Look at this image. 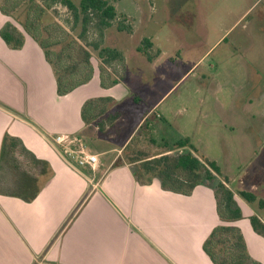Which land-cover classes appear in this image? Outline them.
<instances>
[{"label": "crops", "instance_id": "0c3cea01", "mask_svg": "<svg viewBox=\"0 0 264 264\" xmlns=\"http://www.w3.org/2000/svg\"><path fill=\"white\" fill-rule=\"evenodd\" d=\"M7 21L12 22L0 12V29ZM24 36L21 50H10L0 38V150L6 134L17 138L46 164L47 171L36 174L39 192L29 203L0 194V264H212L203 244L213 228L222 224L212 189L198 186L189 196L164 191L158 179L149 183L136 180L132 173L136 164L124 157L126 148L129 157L143 154L152 158L163 153L156 146L152 150L154 114L196 64L152 102L148 95L132 97L130 82L102 87L100 64L92 56L90 82L59 97L43 51L31 37ZM135 52L133 62H147ZM177 54L180 52L163 57L159 53L147 64L159 62L168 75L179 66L186 68L184 57ZM95 98H110L112 103L106 114L85 124L82 106ZM124 102L135 108L146 105L130 133ZM214 106L221 115L228 113L219 126L231 132L236 102L230 99ZM111 113L120 115L107 126L105 120ZM98 123H103L102 131ZM143 127L150 137L133 144L135 132ZM57 135L80 140L97 156L95 170L79 169L83 175L71 167L49 141ZM241 223L229 225L241 230L251 258L264 264V238L249 223Z\"/></svg>", "mask_w": 264, "mask_h": 264}, {"label": "rangeland", "instance_id": "374dc122", "mask_svg": "<svg viewBox=\"0 0 264 264\" xmlns=\"http://www.w3.org/2000/svg\"><path fill=\"white\" fill-rule=\"evenodd\" d=\"M78 1L73 0L75 4ZM108 1L118 17L125 18L132 28V33L118 32L114 25L106 31L104 44L126 57L122 82H130L132 97L148 95L147 99L156 101L196 64L154 114L152 138L157 143H152V150L153 146L160 148L161 139L173 143L186 135L192 140L197 156L214 162L233 191L252 192L264 200V0ZM26 2L7 0V9L18 22L27 13L22 7ZM45 4L43 0L30 3L29 19L33 20L35 12L45 9ZM47 14L54 21L45 27L40 23L42 40L66 43L78 36L80 29L71 31L73 17L65 8L56 4ZM13 18L12 22L22 31ZM92 36L90 32L88 37ZM143 39L152 40L151 52L162 53L163 57H174L180 52L186 68L179 66L164 75L159 62L150 66L146 58L147 62H133L136 46ZM68 51L72 54L71 49ZM230 99L236 102V122L235 128L227 133L219 125L228 113L221 115L214 105ZM122 105L129 113L130 133L146 105L139 108L128 102ZM149 137L146 127L138 129L133 144ZM236 198L244 212L242 226L248 225L251 215L264 221V208Z\"/></svg>", "mask_w": 264, "mask_h": 264}, {"label": "trees", "instance_id": "16d2710c", "mask_svg": "<svg viewBox=\"0 0 264 264\" xmlns=\"http://www.w3.org/2000/svg\"><path fill=\"white\" fill-rule=\"evenodd\" d=\"M43 1L46 3L45 9L41 8L35 12L33 20L29 19L28 5L34 0L22 4L27 13L24 20L18 22L13 18L14 13L8 11L7 0H0L1 14L13 18L22 28L21 31L13 22L7 21L0 29V38L5 45L10 50H21L25 42L24 35L31 37L43 51L45 60L52 69L56 94L59 97L66 96L90 82L93 76V52L96 53L95 57L100 64L101 86L122 82L124 55L121 51L104 45L105 35L114 25L118 32L132 33V28L125 18L118 17L113 4L108 0H79L76 4L73 0ZM56 4L72 15L71 31L76 27L80 29L78 36L64 42L65 44L42 40L40 37V23L44 27L53 23L54 19L47 11ZM90 32H93L92 39L88 37ZM70 49L72 54L68 51ZM151 50L152 43L149 39H143L136 48L148 62L153 61L159 54ZM111 103L110 98L87 100L81 109L82 121L85 124L96 121L107 113L108 104ZM119 115L109 114L105 124L111 126ZM98 128L102 131L103 123H98ZM152 143L155 145L157 142L152 138ZM159 144L163 153L153 155L152 158L143 154L129 157L128 149L124 150L128 163L136 164L132 169L135 179L146 183L158 179L162 190L184 196L191 195L198 186H209L213 191L216 212L222 224L214 227L204 241V253L212 264H260L249 255L241 230L229 224L243 219V212L236 197L247 205L257 203L259 208H264V201L258 200L251 192H233L227 179L222 178L218 166L197 156L196 148L190 139L181 138L173 143L162 140ZM46 171V164L26 150L19 139L7 134L4 136L0 150L1 195L31 202L39 192L36 174L42 175ZM248 223L256 234L264 238V221L258 215L249 216Z\"/></svg>", "mask_w": 264, "mask_h": 264}, {"label": "built area", "instance_id": "2783aa9c", "mask_svg": "<svg viewBox=\"0 0 264 264\" xmlns=\"http://www.w3.org/2000/svg\"><path fill=\"white\" fill-rule=\"evenodd\" d=\"M49 141L67 163L78 169L95 170L98 164L97 156L89 153L77 138L69 135H57L49 138Z\"/></svg>", "mask_w": 264, "mask_h": 264}, {"label": "water", "instance_id": "95a60500", "mask_svg": "<svg viewBox=\"0 0 264 264\" xmlns=\"http://www.w3.org/2000/svg\"><path fill=\"white\" fill-rule=\"evenodd\" d=\"M69 164V163H68ZM71 167H73L75 170H77L80 174H83L78 168H76L75 166H73L72 164H69ZM84 175V174H83Z\"/></svg>", "mask_w": 264, "mask_h": 264}]
</instances>
